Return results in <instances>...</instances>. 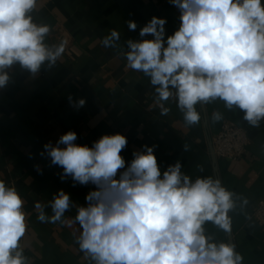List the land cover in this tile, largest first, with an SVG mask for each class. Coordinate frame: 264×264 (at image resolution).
Returning <instances> with one entry per match:
<instances>
[{"label": "clouds", "instance_id": "obj_1", "mask_svg": "<svg viewBox=\"0 0 264 264\" xmlns=\"http://www.w3.org/2000/svg\"><path fill=\"white\" fill-rule=\"evenodd\" d=\"M181 10V24L165 41L166 19L153 16L128 40L127 67L142 71L155 86L162 114L163 101L173 97L192 125L200 120L196 105L217 98L231 109L244 110V119L258 126L264 118V3L262 0H170ZM37 0H0V87L9 76L3 70L16 62L35 73L44 61L55 63L64 44L49 47L48 25L30 15ZM135 30V21L127 22ZM120 33L113 29L105 46L115 47ZM81 99L79 104L83 106ZM219 119V114L214 115ZM68 131L56 146L45 144L61 179L95 185L76 209L80 250L94 264H242L234 245L209 242L204 224L231 230L233 193L212 177L193 182L177 161L161 174L153 147L133 152L125 169L121 155L127 145L122 134L103 135L93 147L74 143ZM64 145V147H60ZM43 155V153H41ZM120 169H125L119 172ZM119 172V178H117ZM24 201L15 186L0 180V264H28L21 239L27 230ZM72 206L70 194L60 190L51 201L53 215L41 209V222L61 221Z\"/></svg>", "mask_w": 264, "mask_h": 264}, {"label": "crops", "instance_id": "obj_2", "mask_svg": "<svg viewBox=\"0 0 264 264\" xmlns=\"http://www.w3.org/2000/svg\"><path fill=\"white\" fill-rule=\"evenodd\" d=\"M30 15L37 25L50 27L45 44L54 48L63 43L64 52L55 63L44 61L35 73L14 63L3 70L9 79L0 87V180L15 186L24 201L27 230L21 247L28 264H94L79 248L81 229L73 220L77 207L87 206L85 197L95 185L73 186L71 176L62 180L63 168L52 164L44 148L56 146L68 131L77 134L74 143L88 147L103 135H124L127 145L121 155L128 166L133 152L147 145L153 147L161 174L179 161L181 172L193 182L197 177L219 180L233 193L235 207L228 215L235 251L242 264H264V226L254 217L264 199V118L253 126L244 119V110L229 109L217 98L199 102L200 120L190 125L174 89L173 97L162 102L169 109L162 114L150 77L126 66L127 41L153 39L139 34L153 16L166 19V41L181 24V10L170 0H37ZM129 20L136 22L135 30H129ZM113 29L120 39L115 47L105 46ZM224 120L249 131L251 143L238 161L214 162L209 153ZM60 190L70 194L72 206L61 221L41 222L35 204L51 217V201ZM203 227L209 242L229 244V231L212 222Z\"/></svg>", "mask_w": 264, "mask_h": 264}, {"label": "built area", "instance_id": "obj_3", "mask_svg": "<svg viewBox=\"0 0 264 264\" xmlns=\"http://www.w3.org/2000/svg\"><path fill=\"white\" fill-rule=\"evenodd\" d=\"M250 143L251 139L247 128L235 121L224 120L219 132L209 144V153L212 160L215 157L216 161L221 159L238 161L246 155ZM127 167L128 165L125 162V169ZM125 169H120L119 172ZM119 172L117 178H119ZM254 217L258 223L264 226V199L259 202L254 212ZM231 242H233V237L229 239L230 245Z\"/></svg>", "mask_w": 264, "mask_h": 264}, {"label": "water", "instance_id": "obj_4", "mask_svg": "<svg viewBox=\"0 0 264 264\" xmlns=\"http://www.w3.org/2000/svg\"><path fill=\"white\" fill-rule=\"evenodd\" d=\"M213 161L214 162H217L216 159H215V157H214V160ZM229 237H230V239H232V237H233L231 231H229ZM231 245H233V242H231Z\"/></svg>", "mask_w": 264, "mask_h": 264}]
</instances>
